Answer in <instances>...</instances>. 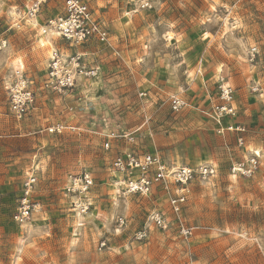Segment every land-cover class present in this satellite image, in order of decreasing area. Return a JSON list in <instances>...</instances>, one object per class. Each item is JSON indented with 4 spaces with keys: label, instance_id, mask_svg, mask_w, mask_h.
<instances>
[{
    "label": "rangeland",
    "instance_id": "1",
    "mask_svg": "<svg viewBox=\"0 0 264 264\" xmlns=\"http://www.w3.org/2000/svg\"><path fill=\"white\" fill-rule=\"evenodd\" d=\"M32 1L0 0V25L7 27L10 6ZM86 2L110 45H69L43 34L46 21L63 13L60 0H46L37 14L46 16L40 34L14 27L0 50V264H264V0H160L152 10L129 0ZM51 46L77 54L80 68L95 75L77 76L72 90H52ZM16 69L34 95L22 120L11 116L4 89ZM220 84L232 89L235 116L228 120L245 127L244 147L235 133L216 131L211 109ZM174 97L186 104L173 110ZM110 132H133L142 152L169 166L215 167L214 176L188 186L180 218L193 229L189 238L179 233L163 188L139 196L114 185L111 160L132 147ZM253 152L256 171L232 173L231 164ZM79 172L93 179L82 220L63 190ZM28 173L36 176V207L21 225L13 215ZM152 211L173 224L153 226ZM145 225L146 238L137 240Z\"/></svg>",
    "mask_w": 264,
    "mask_h": 264
},
{
    "label": "built area",
    "instance_id": "2",
    "mask_svg": "<svg viewBox=\"0 0 264 264\" xmlns=\"http://www.w3.org/2000/svg\"><path fill=\"white\" fill-rule=\"evenodd\" d=\"M46 0H33L23 11L16 12V20H31L34 18L42 3ZM136 10H152L160 0H129ZM63 6L62 15L48 19L43 27V34L54 33L69 45H82L90 40H95L101 44L110 45L109 33L104 24L94 17L91 8L84 0H61ZM0 25V50L7 45L6 33L12 28ZM48 59L47 83L56 92H66L72 90L77 81V76L84 75L92 77L94 70H84L78 63V55L64 56L58 48H52ZM257 53L256 47H251L250 54ZM7 96L8 110L15 120H22L32 110L34 105V95L30 88V81L21 69L14 70L12 78L8 79L4 85ZM142 95V94H141ZM218 97L220 102L211 109L212 117L217 124V133L223 135L224 132L237 134L236 143L242 147L244 145L245 127L240 124H223L224 118L235 116L233 106V93L231 87L226 84L218 86ZM186 102L179 98H172L171 107L178 110ZM61 126H58L60 131ZM109 139H121L129 144L135 143L133 132L118 134L110 132ZM105 149L111 147L109 140L103 144ZM259 155L253 152L248 158L236 161L231 164L230 170L236 175L250 176L259 164ZM112 174L115 178L114 185L129 195H148L155 186H160L167 195V205L169 212L175 216L179 233L184 238L192 235V227L183 223L180 213L187 200L189 192L188 186L195 179L206 180L215 174V167L210 164H199L195 167L189 164L178 166L167 165L157 153L141 152L134 148H127L124 152L116 154L110 163ZM118 175V177L116 176ZM36 182V176L28 173L21 186V194L18 207L13 215V219L18 224H23L31 216L36 204L32 201V188ZM93 187V179L88 172L70 174L64 185V193L71 197L72 210L79 219L90 207L88 193ZM120 224L123 222L119 219ZM147 222L153 226L166 229L173 224L163 212L152 211L148 215ZM147 226L139 230L135 235L137 240H143L147 235ZM100 246H104L102 242Z\"/></svg>",
    "mask_w": 264,
    "mask_h": 264
},
{
    "label": "crops",
    "instance_id": "3",
    "mask_svg": "<svg viewBox=\"0 0 264 264\" xmlns=\"http://www.w3.org/2000/svg\"><path fill=\"white\" fill-rule=\"evenodd\" d=\"M61 1V0H60ZM85 2H86V0H84ZM62 3V2H61ZM88 4V3H87ZM89 5V4H88ZM26 7V5H24V7H22V8H17V6H10V8L12 9L11 11L12 12H10V16L7 18V27H11V26H13L11 29H13L14 27L15 28H17V29H21V28H29L30 30H33V31H35V32H38L39 34H40V30H41V28L43 27L42 25H43V22H44V19L46 18V16H43V14L42 15H36L34 18H32L31 20H16L15 18H16V12L19 10H21V11H23L24 10V8ZM90 7V6H89ZM94 15V14H93ZM47 17H54V15L53 16H49V14L47 13ZM47 22V21H46ZM90 41H95V40H90ZM89 42V41H88ZM52 48H58V47H54V46H51V49ZM50 49V50H51ZM75 52H77V51H70L69 53L70 54H72V53H75ZM253 101V100H252ZM255 101V100H254ZM249 104H251V103H249ZM254 107L253 108H248L245 112L247 113L248 111H249V113H254ZM230 121L228 120V118H225L224 120H223V124L225 125V124H227V123H229ZM234 135H236L237 136V134H234ZM135 136H136V140H137V135L135 134ZM245 136V135H244ZM245 138V137H244ZM117 141H119V140H117ZM121 145H124L125 146V144L127 145V142L126 141H124V140H121ZM133 144H131V147L132 148H135L136 150L138 149V151H141L142 152V149H140L139 148V146L137 145V141H135V143H134V146H132ZM224 146L226 147V149H228V146H226V144H224ZM244 147V146H243ZM128 147L127 146H125V148L123 147V149H121L120 150V152L119 153H122V152H124L126 149H127ZM23 182V181H22ZM21 186H22V183H21Z\"/></svg>",
    "mask_w": 264,
    "mask_h": 264
},
{
    "label": "bare ground",
    "instance_id": "4",
    "mask_svg": "<svg viewBox=\"0 0 264 264\" xmlns=\"http://www.w3.org/2000/svg\"><path fill=\"white\" fill-rule=\"evenodd\" d=\"M41 42H43L41 39H40Z\"/></svg>",
    "mask_w": 264,
    "mask_h": 264
},
{
    "label": "snow or ice",
    "instance_id": "5",
    "mask_svg": "<svg viewBox=\"0 0 264 264\" xmlns=\"http://www.w3.org/2000/svg\"><path fill=\"white\" fill-rule=\"evenodd\" d=\"M257 155H259V153H257Z\"/></svg>",
    "mask_w": 264,
    "mask_h": 264
}]
</instances>
